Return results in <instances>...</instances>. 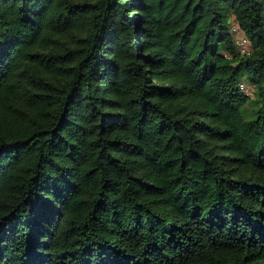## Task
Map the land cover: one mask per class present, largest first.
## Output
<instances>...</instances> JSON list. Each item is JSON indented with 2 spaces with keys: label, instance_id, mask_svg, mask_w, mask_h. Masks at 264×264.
Here are the masks:
<instances>
[{
  "label": "trees",
  "instance_id": "obj_1",
  "mask_svg": "<svg viewBox=\"0 0 264 264\" xmlns=\"http://www.w3.org/2000/svg\"><path fill=\"white\" fill-rule=\"evenodd\" d=\"M0 264H264V0H0Z\"/></svg>",
  "mask_w": 264,
  "mask_h": 264
},
{
  "label": "rangeland",
  "instance_id": "obj_2",
  "mask_svg": "<svg viewBox=\"0 0 264 264\" xmlns=\"http://www.w3.org/2000/svg\"><path fill=\"white\" fill-rule=\"evenodd\" d=\"M236 33H237L238 41L240 42V44H243V45L246 44V42L243 41V39L241 38L242 36H241L240 32L237 30Z\"/></svg>",
  "mask_w": 264,
  "mask_h": 264
}]
</instances>
